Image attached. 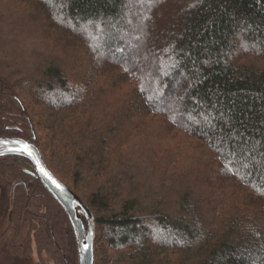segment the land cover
<instances>
[{"label": "trees", "instance_id": "obj_1", "mask_svg": "<svg viewBox=\"0 0 264 264\" xmlns=\"http://www.w3.org/2000/svg\"><path fill=\"white\" fill-rule=\"evenodd\" d=\"M22 1L0 12V137L90 208L96 264H264V0ZM0 192V256L79 264L30 160L0 158Z\"/></svg>", "mask_w": 264, "mask_h": 264}, {"label": "water", "instance_id": "obj_2", "mask_svg": "<svg viewBox=\"0 0 264 264\" xmlns=\"http://www.w3.org/2000/svg\"><path fill=\"white\" fill-rule=\"evenodd\" d=\"M14 141L21 143H14ZM25 144L32 151V156L27 155V151L24 150ZM8 155L23 156L33 163L37 177L69 218L77 243L79 264H96V223L90 208L50 170L41 150L32 141L20 137H0V158ZM40 168L44 169L47 176L40 171ZM85 244L88 245L87 252L83 251Z\"/></svg>", "mask_w": 264, "mask_h": 264}, {"label": "rangeland", "instance_id": "obj_3", "mask_svg": "<svg viewBox=\"0 0 264 264\" xmlns=\"http://www.w3.org/2000/svg\"><path fill=\"white\" fill-rule=\"evenodd\" d=\"M16 8L17 10H14L12 8ZM27 9L26 4L22 1V0H0V12H11V11H18L19 13L25 12ZM25 38L28 39L29 36L28 35H33L34 36V40H29L30 43H28V47L27 48H39L41 46H43V42L38 39L36 40V34H34V30H29L27 34H25ZM0 196H1V192H0ZM1 199V197H0ZM1 202V200H0ZM8 225V221L4 220L1 224H0V233L7 227ZM32 259L29 261L23 260V261H18L15 260L13 258V256H11L10 254H2L0 256V264H54V262L51 260V258L49 257V255L47 253H43V255L38 254L35 251L34 245H32Z\"/></svg>", "mask_w": 264, "mask_h": 264}, {"label": "snow or ice", "instance_id": "obj_4", "mask_svg": "<svg viewBox=\"0 0 264 264\" xmlns=\"http://www.w3.org/2000/svg\"><path fill=\"white\" fill-rule=\"evenodd\" d=\"M14 143H21V142H19V141H14ZM24 150L27 151V155H29V156H32V155H33V154H32V151L28 148V146H27L26 144L24 145ZM33 158L35 159V157H33ZM37 163H39V162L37 161ZM40 171L43 172L45 176H47V173L44 172V169H43V168H40ZM49 179H51V177H49ZM53 182H54V181H53ZM54 183H55V182H54ZM57 187H59V185H57ZM88 250H89V249H88V245L85 244V245L83 246V251H84V252H87Z\"/></svg>", "mask_w": 264, "mask_h": 264}]
</instances>
